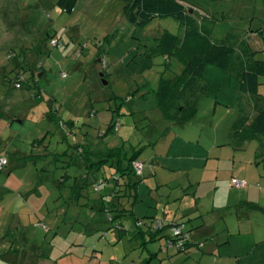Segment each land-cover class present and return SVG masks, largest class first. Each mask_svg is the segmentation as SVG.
I'll list each match as a JSON object with an SVG mask.
<instances>
[{"label":"rangeland","instance_id":"obj_1","mask_svg":"<svg viewBox=\"0 0 264 264\" xmlns=\"http://www.w3.org/2000/svg\"><path fill=\"white\" fill-rule=\"evenodd\" d=\"M181 1L215 40L235 36L238 51L264 60V0ZM57 2L0 0V156L10 157L0 191L18 198L0 219V264L26 253L32 264L42 253L52 254L46 264H232L240 240L264 232L262 212L234 205L248 195L234 178L264 188V138L237 148L232 136L249 96L240 79L207 65L200 83L209 90L198 95L197 113L170 121L156 92L162 78L176 83L184 65L158 39L165 31L182 34L181 21L156 16L136 27L124 0H79L73 12ZM118 151L125 167L138 155L143 172L130 177L112 165L109 153ZM204 175L212 181L203 183ZM22 197L29 204L21 210ZM215 205L228 224L251 217L255 235L236 226L232 244L214 253L204 243L180 250L172 223L185 224L194 241L205 232L197 228L200 210ZM15 211L31 244L11 249Z\"/></svg>","mask_w":264,"mask_h":264},{"label":"trees","instance_id":"obj_2","mask_svg":"<svg viewBox=\"0 0 264 264\" xmlns=\"http://www.w3.org/2000/svg\"><path fill=\"white\" fill-rule=\"evenodd\" d=\"M124 1L126 19L136 27L146 25L156 16L174 17L184 26L182 34L165 31L158 39L163 53L168 58L177 57L184 65V71L176 83L162 78L156 92L157 104L166 119L187 122L195 116L198 111V95L206 94L209 90L208 84L200 83V77L203 76L207 65L214 64L237 75L241 81L242 90L249 94L248 100L241 104L242 117L232 131L236 147L241 148L249 141L264 138V95L259 93L260 77L264 76V60L255 59L245 50L238 51L235 36H228L226 41L215 40L212 28L200 22L196 16L197 10L190 11V7L183 4L181 0ZM78 2L79 0H58L57 5L65 11L73 12ZM260 153L264 155V142L260 144ZM109 154L116 161L112 165L122 169L124 174L130 177L139 175L134 165L135 161H139L138 155L131 157L128 160L129 164L125 167L123 162L127 156H123L119 151ZM234 179L233 185L236 186ZM107 181L109 182V179ZM246 182L244 186L248 185V181ZM131 184L134 185L132 181ZM77 192L78 190H73L74 194ZM246 204L249 207L259 206L249 201ZM115 205L117 207V204ZM162 222L159 227H164L166 224L163 220ZM172 225L182 226L183 232L188 236L175 234L171 241L177 243L180 250L189 248L192 244L191 234L185 230V224L172 223Z\"/></svg>","mask_w":264,"mask_h":264},{"label":"crops","instance_id":"obj_3","mask_svg":"<svg viewBox=\"0 0 264 264\" xmlns=\"http://www.w3.org/2000/svg\"><path fill=\"white\" fill-rule=\"evenodd\" d=\"M243 147H241V148H243ZM17 156L20 158L22 157L21 151H19L17 153ZM0 157H7V156L2 155ZM8 160L10 163V157H8ZM208 164L209 163L207 162L206 166H208ZM202 181H203V183L210 182V181H212V178L204 175L202 178ZM2 187H3V185H2ZM247 187H248L247 199L239 200V198H241V196H239L238 200H236V203L234 205L244 206L250 212H262L264 214V188H259L256 185H253L252 183H249V182H248ZM7 191L9 192L8 187H7ZM242 194L243 193L241 192L240 195H242ZM205 197H209V196H204V198ZM22 199H23V202H21V200H20L18 203V207L21 210L23 207H26L27 203L29 204V202L27 201V198L22 197ZM229 199H230V194H229ZM17 200H18V198L14 197V190L10 195H8V193L6 195V193L2 190L0 191V219L2 218V214L5 212V209L9 208V206L13 205ZM245 201L256 203L259 206L258 207H249ZM215 207H216V205L213 206L211 209H208L207 214L200 210V219L202 221H201V224L199 226H197V228L199 230H205V232H204L203 236L200 235L198 238H194V241L192 240V244L190 245V247H192L193 244L194 245L195 244L200 245L201 243H204L203 245L206 244V247H207L206 251L208 253H214V251H218L217 247L220 246L222 243H224V244L228 243L229 245L232 244V242H233L232 237H233V235H235L234 231H235L236 226L238 227V233H240L241 231H245L244 232L245 234H250V236L255 235L256 229H255V226L253 225V220L251 217L249 219H243L241 217H236V223L228 224L226 217H223L220 214L216 215L218 210ZM219 207H221V206H219ZM18 213H19L18 211H15V213H14L15 216H14V218L10 224V230L7 232L8 233L7 235L11 236L10 239L12 240L11 249H13V247L16 245L15 243H17L19 241H21L25 245L31 244L30 238L28 237L29 232H28V230H26L27 229L26 221L24 218H22V216L19 217L21 212L19 215H18ZM206 215H208V216H206ZM203 224H204L205 228L202 229V228H200V226H203ZM218 227L220 228V230H218ZM251 228H253V229H251ZM223 229H225L227 231V235H226V233L220 234L221 230H223ZM13 230H14V232H12ZM222 235L227 236V238L224 240H221ZM18 238H20L21 240H19ZM250 238H248V240ZM205 239H208V240H205ZM212 239H214L215 242H213ZM216 240H218V241H216ZM245 240L246 239H244V238H242L240 240L242 249H240L241 248L240 247L235 253L232 252L231 255H229L230 257L235 258V259H233L232 264H264V232L261 233L258 237H256L255 240H249L248 243L245 242ZM208 242H209V245H208ZM32 244H33L32 246H34V247L37 246V244H34V243H32ZM244 246L248 247V251H247L248 256H246L247 258H244V255H243L244 251H246V249H247V247H244ZM200 247H202V246H200ZM220 248H221V246H220ZM37 252H38V250H37ZM37 254H39V252ZM51 255H52L51 253H49L48 255H46L45 253L40 254V259L39 260L37 259V264H46V260H51ZM6 259H7V261H9L11 263H16V264H32V262H33L32 259L31 260L28 259V253H26V255L23 256V258H20V256H17L15 258L11 257V256H7Z\"/></svg>","mask_w":264,"mask_h":264},{"label":"built area","instance_id":"obj_4","mask_svg":"<svg viewBox=\"0 0 264 264\" xmlns=\"http://www.w3.org/2000/svg\"><path fill=\"white\" fill-rule=\"evenodd\" d=\"M22 79H24L23 76L20 77V80L19 81H16V86L19 87L21 85V82H22ZM8 164V158L6 157H0V171L3 170L5 168V166ZM134 165H135V168L138 172V174H141L143 172V168H144V163L141 162V161H135L134 162ZM234 183L236 184V186H244L247 184L246 180H241V179H234ZM162 220L159 221V226H161L162 224ZM175 234H180V236H188L187 233H184L183 232V227L179 226V227H175Z\"/></svg>","mask_w":264,"mask_h":264},{"label":"water","instance_id":"obj_5","mask_svg":"<svg viewBox=\"0 0 264 264\" xmlns=\"http://www.w3.org/2000/svg\"><path fill=\"white\" fill-rule=\"evenodd\" d=\"M101 76L103 77V81H104V83L106 84L107 81L104 79V73H103V72H101Z\"/></svg>","mask_w":264,"mask_h":264}]
</instances>
